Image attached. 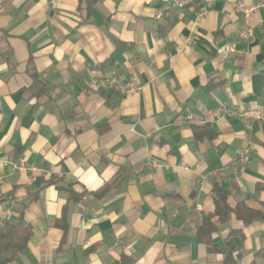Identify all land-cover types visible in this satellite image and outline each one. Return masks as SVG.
Here are the masks:
<instances>
[{
  "label": "crops",
  "instance_id": "obj_1",
  "mask_svg": "<svg viewBox=\"0 0 264 264\" xmlns=\"http://www.w3.org/2000/svg\"><path fill=\"white\" fill-rule=\"evenodd\" d=\"M175 1L0 0V158L33 167L0 164V231L31 227L9 264H222L196 233L213 188L264 204V8ZM232 230L264 264V221L212 247Z\"/></svg>",
  "mask_w": 264,
  "mask_h": 264
},
{
  "label": "trees",
  "instance_id": "obj_2",
  "mask_svg": "<svg viewBox=\"0 0 264 264\" xmlns=\"http://www.w3.org/2000/svg\"><path fill=\"white\" fill-rule=\"evenodd\" d=\"M97 1L87 0V4L92 6ZM33 85L43 86L44 84L36 76H33ZM192 132L197 141L209 142L215 138V133L209 125L193 126ZM256 190L264 191V183L256 185ZM213 195L214 211L212 214L204 216L197 227L198 241L204 243L209 250L220 255L222 264H239L241 256L235 249L233 239L238 237L242 240L243 234L241 230L230 231L223 240V245L218 248L212 247V237L217 232L218 225L228 222L231 216H234L243 226L264 221V204H261L260 209L257 210L248 208L243 202L231 207L227 203L228 192L218 186L213 188ZM79 199V196L70 194L71 201ZM64 216L65 214L63 213L62 218ZM62 229L66 230V226L62 225ZM30 234L31 227L23 224L21 220L16 224L6 226V228L0 231V264L12 262L26 248ZM260 253L264 256V252L262 251L257 252L255 256Z\"/></svg>",
  "mask_w": 264,
  "mask_h": 264
},
{
  "label": "built area",
  "instance_id": "obj_3",
  "mask_svg": "<svg viewBox=\"0 0 264 264\" xmlns=\"http://www.w3.org/2000/svg\"><path fill=\"white\" fill-rule=\"evenodd\" d=\"M194 2V0H176L175 1V5L178 8H183L185 6L191 5ZM234 2V1H233ZM237 7L242 11V13L244 14L245 17H248V15L258 9V8H264V0H259L258 4L252 8H244V6L239 3V2H235ZM205 13V10L202 9L199 11L198 16H202ZM245 38H250L251 37V32L248 31L245 35ZM226 54H231L233 53L232 48L230 47H225L224 49ZM218 114V112H216ZM258 119H261V116H257ZM262 120H264V117L262 118ZM187 121L191 124L195 123V118L191 115L187 116ZM247 154V149H242L239 150L237 152L236 155V162H243V160L245 159V156ZM0 164L2 166H9L11 170H18V171H32L33 167L32 166H27L25 165V163L23 161H19V162H9V161H4L0 158Z\"/></svg>",
  "mask_w": 264,
  "mask_h": 264
},
{
  "label": "rangeland",
  "instance_id": "obj_4",
  "mask_svg": "<svg viewBox=\"0 0 264 264\" xmlns=\"http://www.w3.org/2000/svg\"><path fill=\"white\" fill-rule=\"evenodd\" d=\"M245 34H246V33H245ZM245 34H244V35H245ZM244 38H245V37H244ZM246 39H247V38H246Z\"/></svg>",
  "mask_w": 264,
  "mask_h": 264
}]
</instances>
